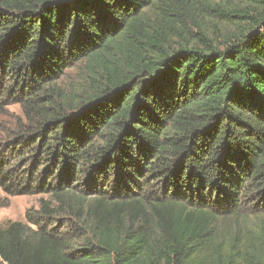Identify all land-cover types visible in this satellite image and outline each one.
<instances>
[{"label": "trees", "instance_id": "1", "mask_svg": "<svg viewBox=\"0 0 264 264\" xmlns=\"http://www.w3.org/2000/svg\"><path fill=\"white\" fill-rule=\"evenodd\" d=\"M9 100L0 264H264V0H0Z\"/></svg>", "mask_w": 264, "mask_h": 264}, {"label": "rangeland", "instance_id": "2", "mask_svg": "<svg viewBox=\"0 0 264 264\" xmlns=\"http://www.w3.org/2000/svg\"><path fill=\"white\" fill-rule=\"evenodd\" d=\"M206 27L209 34L214 38L222 35L226 29L221 21L213 18L208 19ZM76 77V71L73 69L59 82L65 87L67 83H75ZM26 123L27 120L21 106L11 100L7 101L0 112V142L5 140L7 130H10V128L15 130L20 126H25ZM46 198V196L40 194L11 196L0 188V227H4L9 222L14 221L25 223L26 212L30 209L37 210L39 200Z\"/></svg>", "mask_w": 264, "mask_h": 264}]
</instances>
